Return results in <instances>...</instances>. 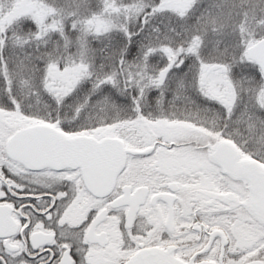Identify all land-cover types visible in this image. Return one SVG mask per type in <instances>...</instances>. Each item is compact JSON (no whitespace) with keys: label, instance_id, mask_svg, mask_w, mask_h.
Returning a JSON list of instances; mask_svg holds the SVG:
<instances>
[{"label":"snow or ice","instance_id":"obj_1","mask_svg":"<svg viewBox=\"0 0 264 264\" xmlns=\"http://www.w3.org/2000/svg\"><path fill=\"white\" fill-rule=\"evenodd\" d=\"M0 264H264V0H0Z\"/></svg>","mask_w":264,"mask_h":264}]
</instances>
